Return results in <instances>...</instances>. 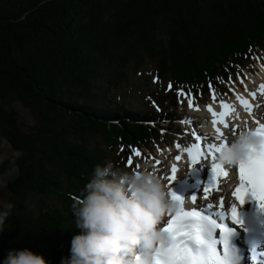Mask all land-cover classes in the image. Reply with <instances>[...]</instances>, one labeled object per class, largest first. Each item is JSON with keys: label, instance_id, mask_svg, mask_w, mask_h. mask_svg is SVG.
<instances>
[{"label": "trees", "instance_id": "trees-1", "mask_svg": "<svg viewBox=\"0 0 264 264\" xmlns=\"http://www.w3.org/2000/svg\"><path fill=\"white\" fill-rule=\"evenodd\" d=\"M258 50L264 0H0V145L14 151L0 163V205H12L0 259L27 247L60 264L92 169H123L161 140L146 123L164 113L125 92L137 73L167 83L176 107L178 93L210 97Z\"/></svg>", "mask_w": 264, "mask_h": 264}, {"label": "clouds", "instance_id": "clouds-1", "mask_svg": "<svg viewBox=\"0 0 264 264\" xmlns=\"http://www.w3.org/2000/svg\"><path fill=\"white\" fill-rule=\"evenodd\" d=\"M254 131H243L217 154L225 166L234 167L247 145L258 142ZM2 187V185H0ZM12 205H0V233ZM175 209L168 188L148 170H126L113 162L97 164L81 198L73 205L75 229L68 255L60 264H154L158 246L166 240L161 222ZM0 264H48L43 254L30 248H12Z\"/></svg>", "mask_w": 264, "mask_h": 264}, {"label": "snow or ice", "instance_id": "snow-or-ice-1", "mask_svg": "<svg viewBox=\"0 0 264 264\" xmlns=\"http://www.w3.org/2000/svg\"><path fill=\"white\" fill-rule=\"evenodd\" d=\"M209 111L212 110L209 109ZM226 114V112L219 113L220 119H213V125L223 124V117ZM212 115L216 117L217 113L213 112ZM216 131L218 136L224 135L219 128ZM254 134L259 137L258 142L247 145L245 154L237 161L240 184L233 195L240 203H243L246 197L251 196L259 202V207L264 209V125L257 128ZM193 135L197 143L186 149L190 158L189 168L199 163L198 157L201 155L199 144L201 138L195 133ZM225 144L221 141L219 144L207 145L208 154L213 156L214 162L211 166V177L204 187L205 198L217 177L227 175L223 164L215 162L217 154ZM135 155L139 156V151H136ZM179 159L180 156H177L176 160ZM128 163H132L131 158ZM172 173L173 175L168 178L169 182L175 179V166L172 168ZM168 192L175 204V211L168 213L170 218L161 227V231L166 234V240L158 246L154 264H234V258L227 248V241H223L224 250L221 252L217 249V241L213 238L215 228L219 227L222 233L228 230L222 224H218L217 219L205 214L203 210L195 208L185 210L182 206V197L170 190ZM191 199L197 202L196 195H193ZM218 214L221 218L224 216L223 213ZM230 215L233 222H238L235 206H232Z\"/></svg>", "mask_w": 264, "mask_h": 264}, {"label": "rangeland", "instance_id": "rangeland-1", "mask_svg": "<svg viewBox=\"0 0 264 264\" xmlns=\"http://www.w3.org/2000/svg\"><path fill=\"white\" fill-rule=\"evenodd\" d=\"M255 59V65L250 70L253 73L254 71H262V69H264V55L256 57ZM260 74L261 73L257 71V74H255V76H257L256 79L255 77L246 74L245 78L247 82L246 80H240L233 87H231L229 89V93L224 96H220V94H217V91L220 89V87L214 88V96L206 104L201 105L199 102L189 100L186 96L183 97L182 95H179V101L177 99V103L179 104V112L177 116H179V118L175 116L174 122L171 123V125L170 122H156L155 124L164 133L163 139L160 143L156 142L153 145V142L152 144L146 145L145 150L139 152L140 155L134 162V167H132V169L127 168L126 170H145L146 168H149V171L151 172L159 164H161L162 169L166 168L169 164V158L167 157L170 151H176L180 149V152H182L181 148H184L190 144L197 143V140L193 133L198 136L199 132H201V127H198L196 125L198 122L203 121L204 116L206 115V106H208L209 104H211L212 106L214 104L222 106L226 104V101L233 103L239 98V95L236 97V94H240L241 92L250 93L248 86L251 85L252 80L257 81ZM155 77L156 75H153L150 71L137 73V76H134L133 79L129 81V83L125 84V87L129 90H125V92L128 96L132 95L131 98L133 99L136 107L147 110H155L156 108H163L164 110H167L169 108L172 112V106L174 105L173 98L170 94L165 93L168 84L165 82L164 84L160 82L157 83ZM199 111H201V113ZM21 115L23 117L22 122L25 124V127H28L29 124L33 123V120L31 119V116L29 114L27 115L25 113L24 116V114L21 112ZM237 115L240 116L238 112ZM213 139L214 138L203 136L201 137L200 141H202L206 145H209V143L213 142ZM119 144L121 143L119 142ZM152 145L154 147L151 148L150 146ZM171 145L172 148H169V146ZM177 145H179V147H177ZM117 147L119 148V146ZM13 154V149L9 148L7 145H0V163L4 159H9L10 157H12ZM171 159L172 156L170 157V160ZM0 185H2V187H0V203H2L3 199H6L8 194L3 191V183L0 182Z\"/></svg>", "mask_w": 264, "mask_h": 264}, {"label": "bare ground", "instance_id": "bare-ground-1", "mask_svg": "<svg viewBox=\"0 0 264 264\" xmlns=\"http://www.w3.org/2000/svg\"><path fill=\"white\" fill-rule=\"evenodd\" d=\"M262 75H263V77H262ZM259 78H260L259 80H260L261 91L263 92L262 95H264V70L260 74ZM256 105H257V100H256V95L255 94H244L243 97H239L236 101H234L232 104H229L226 108H229L230 111H231L228 116L232 120H238V118H241L240 116L237 115V112L238 111L241 112V115L243 114L244 117H247V115L256 107ZM201 111H199V112L201 113ZM213 112L217 113V116L216 117H214L212 115ZM219 113H221L220 112V109L219 110L216 109L215 111H211L210 112V116L212 117L211 120L212 121H213V119L219 120V118H220L219 117ZM212 121L210 122L209 125H206V127H205L206 130L215 131L218 128V124L219 123H217V125L214 126L213 123H212ZM200 148H201V153H202V150H203V151H206V153L208 155V152L209 151L207 149H204V146H200ZM187 158H188V153L185 150V153L183 154L182 158H180L179 160L175 161L174 162V165H177L178 167L181 168V166H182V164L184 162L183 160H187Z\"/></svg>", "mask_w": 264, "mask_h": 264}]
</instances>
